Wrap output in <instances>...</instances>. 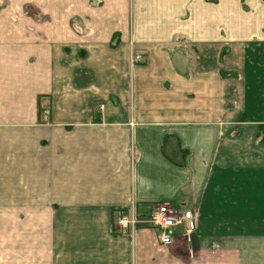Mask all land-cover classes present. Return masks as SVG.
<instances>
[{
  "label": "crops",
  "instance_id": "crops-1",
  "mask_svg": "<svg viewBox=\"0 0 264 264\" xmlns=\"http://www.w3.org/2000/svg\"><path fill=\"white\" fill-rule=\"evenodd\" d=\"M0 264H264V0H0Z\"/></svg>",
  "mask_w": 264,
  "mask_h": 264
},
{
  "label": "built area",
  "instance_id": "built-area-1",
  "mask_svg": "<svg viewBox=\"0 0 264 264\" xmlns=\"http://www.w3.org/2000/svg\"><path fill=\"white\" fill-rule=\"evenodd\" d=\"M140 57V53H134L130 61L137 62ZM40 109L45 115L49 105H41ZM138 208L132 205L116 217L114 226L118 233H133L138 225H148L155 229L159 241L168 243L175 226L183 225L186 231H191L196 226L194 213L189 207H175L169 200L155 203L145 213L139 212Z\"/></svg>",
  "mask_w": 264,
  "mask_h": 264
},
{
  "label": "water",
  "instance_id": "water-1",
  "mask_svg": "<svg viewBox=\"0 0 264 264\" xmlns=\"http://www.w3.org/2000/svg\"><path fill=\"white\" fill-rule=\"evenodd\" d=\"M138 210L141 213H145V212H148L149 211V207L141 206V207L138 208Z\"/></svg>",
  "mask_w": 264,
  "mask_h": 264
}]
</instances>
